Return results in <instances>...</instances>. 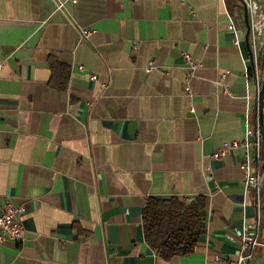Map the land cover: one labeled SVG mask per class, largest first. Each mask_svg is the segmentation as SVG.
<instances>
[{
	"label": "crops",
	"instance_id": "obj_1",
	"mask_svg": "<svg viewBox=\"0 0 264 264\" xmlns=\"http://www.w3.org/2000/svg\"><path fill=\"white\" fill-rule=\"evenodd\" d=\"M67 2L0 0V206L23 208L24 225L0 264H226L255 197L245 147L212 154L243 140L248 119L261 139L241 0ZM198 194L207 231L192 253L161 257L145 238L147 198Z\"/></svg>",
	"mask_w": 264,
	"mask_h": 264
},
{
	"label": "built area",
	"instance_id": "obj_2",
	"mask_svg": "<svg viewBox=\"0 0 264 264\" xmlns=\"http://www.w3.org/2000/svg\"><path fill=\"white\" fill-rule=\"evenodd\" d=\"M68 0H56L57 10H62L67 6ZM76 3L77 0H71ZM248 8L253 16L251 21V31L249 39L251 42V53H252V63L246 66V77L247 79L254 78L257 84L258 94L262 87L263 75L261 68L258 66V50L261 44L260 31L263 29L264 24H259L254 21V18L262 17L264 18V9L261 7L257 0H246ZM231 26L236 30V25H234L231 19ZM94 30L83 28L82 35L90 36ZM235 40L239 43L240 39L236 36ZM186 63L191 70H194L199 66V62L192 57L189 53H184ZM3 62L0 59V68ZM253 66L251 69L250 67ZM155 67V61L150 60L147 71H150ZM80 68H83L80 65ZM95 74L92 75V79L96 78ZM259 124V117L257 118V125ZM247 130L246 136L243 140H233L225 143L223 146L218 148L213 152L212 155L216 158H222L230 154L232 151L239 148V146H244L245 156L240 162L241 168L244 170L243 184H244V196H248L253 193L255 197L254 201V211L255 215L251 221L245 220L243 227L237 229L236 233L239 237V252L235 257H229L226 260V264H254V259L256 257V252L259 247H264L263 231H264V221H263V207H264V168L261 167V160L263 157V143L260 137H257L254 141L249 140L252 131V125L249 119L246 121ZM254 146V151L252 152V147ZM23 208L14 205L12 201H6L0 206V245L8 241H23L24 240V225L23 220L20 218Z\"/></svg>",
	"mask_w": 264,
	"mask_h": 264
},
{
	"label": "trees",
	"instance_id": "obj_3",
	"mask_svg": "<svg viewBox=\"0 0 264 264\" xmlns=\"http://www.w3.org/2000/svg\"><path fill=\"white\" fill-rule=\"evenodd\" d=\"M260 64L258 59L259 68ZM65 82L66 78L63 85ZM253 111L257 121L258 108ZM146 201L142 215L147 243L165 259L192 253L207 231V197L203 194L195 197L154 195Z\"/></svg>",
	"mask_w": 264,
	"mask_h": 264
},
{
	"label": "water",
	"instance_id": "obj_4",
	"mask_svg": "<svg viewBox=\"0 0 264 264\" xmlns=\"http://www.w3.org/2000/svg\"><path fill=\"white\" fill-rule=\"evenodd\" d=\"M241 4L243 5L244 11H245V23L247 25L246 39L250 41L249 35H250L251 27H252L251 21L253 20V16L248 8L246 0H241ZM254 21H256L259 24H264V18L262 17L254 18ZM262 82L263 84H262L259 94L257 95L258 97L256 99L255 105L259 111V124L258 125H259V132H260L263 147H264V76H263ZM258 264H264V258Z\"/></svg>",
	"mask_w": 264,
	"mask_h": 264
}]
</instances>
